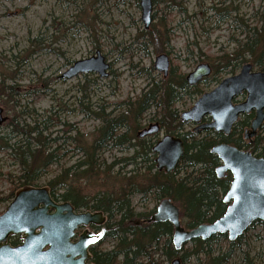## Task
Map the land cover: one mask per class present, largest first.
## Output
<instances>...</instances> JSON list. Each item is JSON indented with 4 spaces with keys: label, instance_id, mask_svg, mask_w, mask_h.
Here are the masks:
<instances>
[{
    "label": "rangeland",
    "instance_id": "374dc122",
    "mask_svg": "<svg viewBox=\"0 0 264 264\" xmlns=\"http://www.w3.org/2000/svg\"><path fill=\"white\" fill-rule=\"evenodd\" d=\"M263 9L264 0H152L151 22L144 28L139 0H0V108L5 118L0 136L9 135L11 140L6 137L4 142L10 145L19 139L10 132L11 120L30 127L38 115L51 117L49 137L66 139L55 144L61 146L59 157L45 168L38 182L49 190V179L83 160L82 148L91 143L100 126L97 112L103 109L113 116L123 110L122 102L132 101L169 76L153 68L157 55L166 54L170 69L183 76L201 63L217 65L223 54L235 48L236 40H243L246 26L259 28ZM149 32L160 33L159 38L154 36L153 45L147 42ZM96 52L110 66L107 77L95 72L63 77L75 61ZM245 59L256 71L250 56ZM241 66L233 73L222 72L219 81L237 74ZM216 85V81L209 82L204 92ZM7 86L12 89L5 94L2 91ZM197 98L183 97L175 106L181 113ZM244 98L241 94L237 102ZM153 111L142 115L137 131L155 122L150 120ZM184 126L192 128L191 124ZM128 135L133 136L131 142L138 139L131 129ZM163 135L161 131L149 140L155 142ZM132 153L126 145L107 147L100 152L98 170H73L77 177L66 184L87 199L118 194L126 189L129 177L143 171V165L124 161ZM19 172L14 153L0 147V199L13 188L18 190L14 183ZM131 200L138 211L153 205L149 196L133 195ZM8 203L0 201V213ZM241 236L240 249L226 264H264L261 226H251ZM14 238L17 244L21 241L20 235ZM227 241L219 242L222 251ZM113 245L112 240H102L97 247L109 250ZM184 264H197L196 258Z\"/></svg>",
    "mask_w": 264,
    "mask_h": 264
},
{
    "label": "trees",
    "instance_id": "16d2710c",
    "mask_svg": "<svg viewBox=\"0 0 264 264\" xmlns=\"http://www.w3.org/2000/svg\"><path fill=\"white\" fill-rule=\"evenodd\" d=\"M258 18L259 28L246 26L243 40H236L235 48L230 53L223 54L218 59L219 63L211 66V74L200 83L190 86L185 81V76L174 74L173 69H170L165 80L154 83L132 101L122 102L124 108L119 113L111 116L103 109L97 112L100 126L96 129L91 143L83 146V160L73 167L61 170L46 182L49 193L55 200L76 203L107 216L99 242L112 240L114 245L109 250L95 247L92 251L94 264H171L174 258L184 264L193 256L197 264H226L235 251L240 249L242 236L234 241L228 240L227 248L222 251L219 242L227 240V236L217 234L205 240L193 238L176 250L172 243L171 223L154 222L152 216L163 199L178 206L181 225L187 229L211 223L224 213L227 203L223 201V196L229 188L232 176L228 171H218L220 160L211 152L214 145L226 143L264 159V122L252 139L244 138L253 119V112L241 115L229 134H222L210 129L196 131L193 127L186 130L175 106L183 97L201 95L209 82L218 83L222 72L233 73L236 67L245 62V55L250 56L258 71L264 72V9ZM153 34L154 32L146 34L150 45L154 44V36L160 37V33ZM5 88L2 91L5 94V91L12 89L8 86ZM150 109L154 110L150 120L157 121L165 134L176 136L183 142L184 152L171 172L158 170L155 166L152 147L157 140L152 142L150 137H144L131 142L133 136L128 135V130L131 129L136 137L140 127L139 119ZM37 117L40 118H34L30 127L27 124L22 126L14 119L10 121V132L19 136L12 144L4 142L6 137L11 140L9 135L0 136V147L4 146L13 152L20 166L14 183L17 189L39 187L38 182L45 168L59 157L61 146L55 144L60 139H66L57 136L50 138L47 131L51 127V117ZM205 120L208 121L209 118ZM120 145H126L127 149L133 151L125 162L128 161L133 166L143 165V171L139 169L136 172L138 175L128 178L125 190L118 194H103L87 199L66 184L68 179L70 181L72 177H77L73 170L82 169L81 173L98 170L102 164L99 160L100 152L107 147ZM138 176L140 180L136 183ZM16 191L13 188L0 201L9 202ZM133 195L141 198L149 196L153 202L152 207L136 210L131 200ZM254 225L261 226L260 239L264 242V222L257 220L251 226ZM9 242L11 245L17 244L14 237Z\"/></svg>",
    "mask_w": 264,
    "mask_h": 264
},
{
    "label": "water",
    "instance_id": "95a60500",
    "mask_svg": "<svg viewBox=\"0 0 264 264\" xmlns=\"http://www.w3.org/2000/svg\"><path fill=\"white\" fill-rule=\"evenodd\" d=\"M139 5L140 19L144 28H148L152 1L139 0ZM153 68L166 77L169 70L167 55H157ZM108 69L109 64L96 52L94 56L75 61L63 77L91 72L107 77ZM210 73V65L201 63L186 74L185 81L193 86ZM243 93L244 100L234 103L233 100ZM250 112L254 117L245 139L254 137L264 121V72L253 71L252 65L246 62L237 74L222 79L212 90L202 93L192 106L181 112L180 121L193 124L196 131L210 129L229 134L239 116ZM1 113L0 108V124L5 121ZM206 117L209 121L204 122ZM159 133L160 125L154 122L138 131L136 136L144 138ZM152 151L156 154V168L171 172L182 156L184 146L180 138L164 134L153 145ZM211 152L220 160L218 171H228L232 176L223 196L227 203L224 213L211 223L186 229L181 225L179 208L163 199L152 216L154 222L172 224V243L176 250L193 238L205 240L217 234H226L229 241H234L253 222H264V159L226 143L214 145ZM71 209L69 202H53L46 187L19 188L0 213V264H86L85 260L89 258L87 247L95 239L82 234L72 243L73 230L77 225L100 224L105 217L102 212L73 214ZM15 235L21 236V242L13 246L8 240ZM171 264H180V261L174 258Z\"/></svg>",
    "mask_w": 264,
    "mask_h": 264
},
{
    "label": "flooded vegetation",
    "instance_id": "af4514ba",
    "mask_svg": "<svg viewBox=\"0 0 264 264\" xmlns=\"http://www.w3.org/2000/svg\"><path fill=\"white\" fill-rule=\"evenodd\" d=\"M50 197H51V195H50ZM51 199L55 203L68 202V201H58V200H55L53 197H51ZM69 204L71 205V208H72L71 212L73 214H80V213H83V212H86V211H89L91 213L96 212V211H91V210H88V209L83 208L81 206H78V204H76V203L69 202ZM103 216L105 217V219L100 224H92V223H90L87 226L77 225L76 228L73 230V236L70 238V242H72V243L76 242L80 238V236L82 234H83L84 237L92 236V238L95 239L94 243H91L87 247V252L89 254V258H87L85 260L86 264H94V262L92 260V251H93V249L95 247H97V244H98V242H99V240L101 238L102 227H103V225H104V223H105V221L107 219V216L105 214H103Z\"/></svg>",
    "mask_w": 264,
    "mask_h": 264
}]
</instances>
